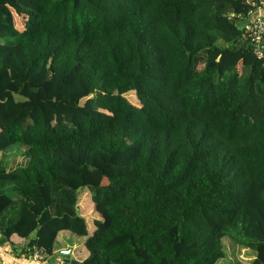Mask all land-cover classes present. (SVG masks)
Segmentation results:
<instances>
[{"label":"trees","instance_id":"16d2710c","mask_svg":"<svg viewBox=\"0 0 264 264\" xmlns=\"http://www.w3.org/2000/svg\"><path fill=\"white\" fill-rule=\"evenodd\" d=\"M253 1L0 0L2 237L48 264L62 232L83 264H222L225 239L264 264Z\"/></svg>","mask_w":264,"mask_h":264},{"label":"crops","instance_id":"0c3cea01","mask_svg":"<svg viewBox=\"0 0 264 264\" xmlns=\"http://www.w3.org/2000/svg\"><path fill=\"white\" fill-rule=\"evenodd\" d=\"M261 16L264 18V9L261 11ZM15 26L18 30H23L25 28L24 18L22 16L14 13ZM106 179L102 181L103 184H106ZM84 201L88 204L86 205ZM85 205V207H84ZM94 203L91 200V193L87 190L85 191L84 196L81 198L80 206L78 208L81 215H83L86 220L89 218H99L98 215L94 212ZM96 214V215H95ZM92 228V227H91ZM67 234L66 232H62ZM60 235L58 236L59 242H57V250L65 249L66 246L60 244ZM58 241V240H57ZM27 249V240L21 239L17 236H12L10 240H5L0 234V264H45L44 261H39L31 259L29 255L25 253ZM86 251V250H85ZM87 256V251L85 254L81 255L79 259L82 261ZM76 258V257H75ZM54 259L51 264H53ZM48 264V262H46ZM50 264V263H49Z\"/></svg>","mask_w":264,"mask_h":264},{"label":"rangeland","instance_id":"374dc122","mask_svg":"<svg viewBox=\"0 0 264 264\" xmlns=\"http://www.w3.org/2000/svg\"><path fill=\"white\" fill-rule=\"evenodd\" d=\"M199 69L203 68V63H201L198 67ZM125 96L130 100L133 104L139 105L138 99L136 98V95L134 92H128L125 94ZM84 176L90 177L91 173L88 171H84ZM95 183L97 182L96 180H93ZM85 194V189H80L79 195L82 198ZM85 202V201H84ZM85 207V205H84ZM94 209V208H93ZM96 213V211H95ZM97 214V213H96ZM95 214V215H96ZM92 223L89 220V228L92 227ZM67 234L61 233L60 235V244L66 246L67 248L65 249H70V257L71 258H80L81 255L85 254V247L83 245L84 238L76 236L75 234L71 232H66ZM59 242V239H58ZM224 250L226 252V260L222 264H250L251 258L255 256L254 251L252 250H247L239 245H236L234 242H232L229 239L224 240ZM79 260V259H78ZM65 261L63 258L60 257H55L53 264H64Z\"/></svg>","mask_w":264,"mask_h":264},{"label":"built area","instance_id":"2783aa9c","mask_svg":"<svg viewBox=\"0 0 264 264\" xmlns=\"http://www.w3.org/2000/svg\"><path fill=\"white\" fill-rule=\"evenodd\" d=\"M252 6L243 20V33L254 46L255 54L262 56L264 54V18L261 16V11L264 9V0L253 1ZM29 256L31 259L44 261L46 264L43 251L40 249H36Z\"/></svg>","mask_w":264,"mask_h":264},{"label":"water","instance_id":"95a60500","mask_svg":"<svg viewBox=\"0 0 264 264\" xmlns=\"http://www.w3.org/2000/svg\"><path fill=\"white\" fill-rule=\"evenodd\" d=\"M70 249H60L56 251L57 256H59L60 258L65 259H70L69 264H83L82 261L76 259V258H71L70 257Z\"/></svg>","mask_w":264,"mask_h":264}]
</instances>
